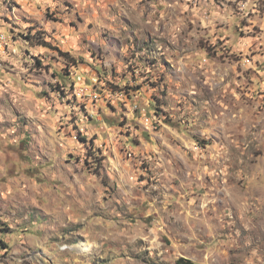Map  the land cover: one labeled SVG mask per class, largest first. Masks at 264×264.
<instances>
[{
  "label": "rangeland",
  "instance_id": "1",
  "mask_svg": "<svg viewBox=\"0 0 264 264\" xmlns=\"http://www.w3.org/2000/svg\"><path fill=\"white\" fill-rule=\"evenodd\" d=\"M144 2L0 0V30H7L10 46L19 52L17 56L9 49L0 54V67L7 65L5 72L0 73V108L5 110L0 114L6 117L0 123V240L7 245V249L0 247V264H56L51 255L53 248H48L46 259L41 258L47 247L42 243V225L33 222L34 236L40 239L32 243H20L13 238L18 229L29 228L19 214L25 195L31 194L32 202L36 203L41 192L48 195L59 191L61 181L67 182L64 165L73 161L80 165L77 171L82 172L89 186H94L92 194L107 202L118 191L110 183L115 169L122 168L133 183L140 185L151 174L150 163L141 157V151L154 154L162 146L172 151L165 137L157 138L154 144L147 142L150 129L159 130L151 123V117L155 116L170 129L172 117L167 111L170 83H164L157 61L151 58L157 36L147 32V38L143 39L145 31L136 23L135 12L143 8ZM211 2L216 4L222 19L214 21L215 42L200 40L195 55L219 62L213 67L227 73L228 78L223 81L225 95L232 89L237 101L242 99L251 104L255 99L264 103V14L257 15L264 13V6L258 4L237 27L234 17L224 14L221 0ZM17 17L27 25L23 31L21 24L15 22ZM144 17H148L147 10ZM157 27L163 31L162 25ZM5 56L8 60H4ZM165 66L171 64L165 61ZM154 73L157 79L151 78ZM76 76L96 97L89 98L86 92L77 89ZM138 76L147 78L138 83ZM158 88L159 91H154ZM241 89L243 96L239 95ZM137 100L143 103V108L137 106L133 110ZM261 110L257 108V112ZM24 112H33L39 119ZM37 124L47 129V139L38 134ZM193 147L199 151V145ZM184 163L183 175L173 172L170 188L162 190L172 197L169 210L179 209L176 216L164 221L167 230L163 235L166 245L163 252L144 247L141 252L125 255L113 247L119 242V233L114 232L108 248L116 262L126 259L129 264H175L183 258L195 264H234L238 245L230 242L232 226L230 223L229 227L224 226L223 206L211 191V180L205 177L207 183H201L195 166ZM256 182L253 174L252 183ZM243 183L241 180L232 184L229 196L234 218L247 229L249 219L257 223L264 217V206L259 203L258 192L250 197ZM80 191L84 194L87 190L81 185ZM139 192L143 195L137 194L131 204L139 203L144 210L159 207L158 202L154 204L157 196L165 199L161 192L147 193V185ZM251 204H256V208L251 209ZM123 208L126 215L120 205L115 212L123 215L125 224H136L143 230L152 220L149 216L138 222L134 207L126 202ZM12 223H16V228ZM81 235L87 243L81 241L71 249H80V255L91 257L97 242L87 239L85 233ZM47 244L55 246L56 241L48 240ZM138 244L143 246L145 242L140 240ZM97 260L113 264L103 253L89 264H96ZM247 264H261V260H249Z\"/></svg>",
  "mask_w": 264,
  "mask_h": 264
},
{
  "label": "clouds",
  "instance_id": "2",
  "mask_svg": "<svg viewBox=\"0 0 264 264\" xmlns=\"http://www.w3.org/2000/svg\"><path fill=\"white\" fill-rule=\"evenodd\" d=\"M139 3L140 0H136V4ZM258 4L264 6V0H221L224 14L233 16V23L237 27ZM145 10L148 11L147 18L144 17ZM261 14L264 13H257ZM135 18L137 25L145 31L143 39L147 38V32H154L157 36L156 48L151 53V58L157 61L158 73L163 75L164 83H170L167 89V111L172 117V129H175L173 132L168 125L153 116L151 123L159 130L150 129L147 142L154 144L157 138L165 137L172 146V151L163 146L154 154L141 151V157L150 163L151 174L140 185L133 183L122 168L115 169L110 183L118 191L107 202L92 194L94 186H89L82 172L77 171L80 165L75 161L64 165L67 182L61 181L59 191L48 195L41 192L36 203L32 202L31 194L25 195L21 201L23 211L19 214L29 228L18 229L13 239L20 243H32L40 239L34 236L32 229L33 222H37L43 227L42 243L47 245L41 258L46 259L48 248H53L51 255L56 264H65V261L68 264H89L101 253L109 256L113 264H129L126 259L116 262L115 257L110 256L108 245L112 243L114 232L119 233V242L113 244V247L125 255L128 252H141L144 247L162 253L166 247L163 235L167 225L164 221L179 212V209L169 210L172 197L162 190L165 187L170 188L173 172L183 175L186 169L184 162H187L195 166L201 183H207L205 177L210 178L211 191L223 206L224 226L229 227V223L232 226L230 242L235 241L238 245L234 264H247L249 260L255 262L256 259L264 264V217L257 223H252L249 219L247 229L239 226L234 218L229 196L231 185L242 180L243 187L248 189L247 194L251 197L253 192H258L259 203L264 206V103L255 99L251 104L242 99L237 101L232 89L225 95L223 81L228 78L227 73L215 71L213 67L219 62L215 59L204 60L195 55L200 40L215 42V36L212 35L213 25L214 21L222 19L221 13L211 0H204L203 3L199 0H145L143 8L135 12ZM15 22L21 24V31L27 27L20 22L19 17ZM157 25H162L163 31ZM133 29L132 32L137 34ZM10 52L19 56L14 46H10ZM4 60H8V56ZM165 61L171 67H166ZM6 67L7 65L0 67V73H4ZM144 78L147 77L138 76L137 82L142 83ZM151 78L157 79V74L154 73ZM159 90L158 88L154 91ZM244 94L241 89L239 95ZM181 101L182 103H178ZM135 106L143 108V103L137 100ZM257 108L262 110L257 112ZM4 112L0 108V113ZM23 114L39 119L33 112ZM5 118V114H0V123ZM12 122L15 123L14 117ZM36 130L42 138H48L43 124H37ZM144 131L142 127L141 132ZM194 145H199V151H194ZM116 172L120 175L117 176ZM253 174L257 177L256 184L252 183ZM149 180L155 183H149ZM81 185L87 190L84 194H81ZM144 185H147V193L158 191L165 195L164 200L156 197L154 204L158 202L159 207L144 210L139 203L131 204L136 195L141 194L139 190ZM126 202L135 208L138 222L152 217L143 230L136 224H125L123 215L115 212L116 206L120 205L121 212L126 215L127 211L123 208ZM250 208L255 209L256 204H251ZM117 225L120 227L117 228ZM11 226L16 228V223ZM21 231L24 235L19 234ZM82 233L86 234L87 239L97 242L91 257L80 255V249H71L72 245L81 241L87 243ZM48 240L56 241L55 246L47 244ZM140 240L145 242L143 246L138 244ZM96 264H106V261L97 260Z\"/></svg>",
  "mask_w": 264,
  "mask_h": 264
},
{
  "label": "built area",
  "instance_id": "3",
  "mask_svg": "<svg viewBox=\"0 0 264 264\" xmlns=\"http://www.w3.org/2000/svg\"><path fill=\"white\" fill-rule=\"evenodd\" d=\"M11 44L12 42H9V34L7 30H0V54L6 53L10 49ZM81 80V77L76 76L75 82L78 86L77 89L82 93L86 92V95L90 96L89 98L96 97V95L87 86H85L84 83L83 86L81 85ZM133 110H137V106L133 107Z\"/></svg>",
  "mask_w": 264,
  "mask_h": 264
},
{
  "label": "trees",
  "instance_id": "4",
  "mask_svg": "<svg viewBox=\"0 0 264 264\" xmlns=\"http://www.w3.org/2000/svg\"><path fill=\"white\" fill-rule=\"evenodd\" d=\"M1 232H4V231H1ZM0 247L1 249L4 248V249H7V245L4 244V242L2 240H0ZM175 264H195L193 263L192 261L190 260H187V259H183V258H180L178 259Z\"/></svg>",
  "mask_w": 264,
  "mask_h": 264
},
{
  "label": "bare ground",
  "instance_id": "5",
  "mask_svg": "<svg viewBox=\"0 0 264 264\" xmlns=\"http://www.w3.org/2000/svg\"><path fill=\"white\" fill-rule=\"evenodd\" d=\"M10 40V39H9ZM11 42V41H10Z\"/></svg>",
  "mask_w": 264,
  "mask_h": 264
}]
</instances>
